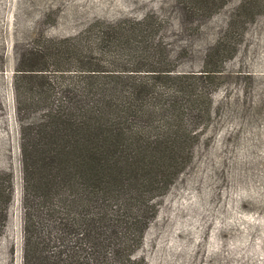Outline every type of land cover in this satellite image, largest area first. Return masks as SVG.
Listing matches in <instances>:
<instances>
[{
	"label": "rangeland",
	"instance_id": "obj_1",
	"mask_svg": "<svg viewBox=\"0 0 264 264\" xmlns=\"http://www.w3.org/2000/svg\"><path fill=\"white\" fill-rule=\"evenodd\" d=\"M94 63L105 85L134 86L142 107L177 100L184 123H198L190 161L148 202L133 256L264 264V0H0V187L11 178L0 264L25 263L23 127L46 110L27 107L18 65L46 66L48 94L70 83L62 96L73 101L86 98ZM176 74L192 77L180 86Z\"/></svg>",
	"mask_w": 264,
	"mask_h": 264
},
{
	"label": "trees",
	"instance_id": "obj_2",
	"mask_svg": "<svg viewBox=\"0 0 264 264\" xmlns=\"http://www.w3.org/2000/svg\"><path fill=\"white\" fill-rule=\"evenodd\" d=\"M38 54L34 48L24 56L30 60ZM46 71L43 65L20 64L15 77L16 87L23 84L17 88L25 93L27 107L46 109L23 127L29 139L23 147L24 264H140L133 254L147 227L148 202L190 161L198 123L188 127L186 110H179L177 100L167 109L161 95L156 105L165 108L142 107L134 86L105 85L96 63L87 68L90 87L83 100L62 96L70 86L62 81L52 98ZM174 77L185 86L181 79L192 75ZM177 91L180 99L188 96ZM2 189L7 197L0 207V235L10 177Z\"/></svg>",
	"mask_w": 264,
	"mask_h": 264
}]
</instances>
